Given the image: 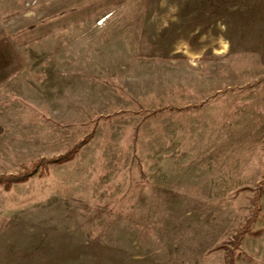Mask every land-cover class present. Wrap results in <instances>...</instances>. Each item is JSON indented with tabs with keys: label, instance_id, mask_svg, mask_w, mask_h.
<instances>
[{
	"label": "rangeland",
	"instance_id": "1",
	"mask_svg": "<svg viewBox=\"0 0 264 264\" xmlns=\"http://www.w3.org/2000/svg\"><path fill=\"white\" fill-rule=\"evenodd\" d=\"M89 136L0 186L4 264H226L264 175V0H0V175ZM260 202L237 264H264Z\"/></svg>",
	"mask_w": 264,
	"mask_h": 264
},
{
	"label": "trees",
	"instance_id": "2",
	"mask_svg": "<svg viewBox=\"0 0 264 264\" xmlns=\"http://www.w3.org/2000/svg\"><path fill=\"white\" fill-rule=\"evenodd\" d=\"M91 136L83 139L73 145L66 152L53 156V157H41L30 165H24L23 170L12 173V174H1L0 175V186L3 187L5 191H10L16 184L26 183L34 176L39 170L43 171L51 165H61L68 163L75 159L78 152L84 145H86ZM264 191V175L262 180L257 184L254 190V196L252 198V210L250 216L247 218L245 223L241 226L239 230L234 234L233 239L228 243L231 249L228 250V257L226 264H237L235 260V251L241 246L242 241L247 233L250 232L253 224L256 222L261 211V196ZM225 247V246H224ZM226 248V247H225Z\"/></svg>",
	"mask_w": 264,
	"mask_h": 264
},
{
	"label": "crops",
	"instance_id": "3",
	"mask_svg": "<svg viewBox=\"0 0 264 264\" xmlns=\"http://www.w3.org/2000/svg\"><path fill=\"white\" fill-rule=\"evenodd\" d=\"M6 261L4 260H0V264H4Z\"/></svg>",
	"mask_w": 264,
	"mask_h": 264
},
{
	"label": "bare ground",
	"instance_id": "4",
	"mask_svg": "<svg viewBox=\"0 0 264 264\" xmlns=\"http://www.w3.org/2000/svg\"><path fill=\"white\" fill-rule=\"evenodd\" d=\"M108 19V18H107ZM107 19H105L104 21H106Z\"/></svg>",
	"mask_w": 264,
	"mask_h": 264
}]
</instances>
